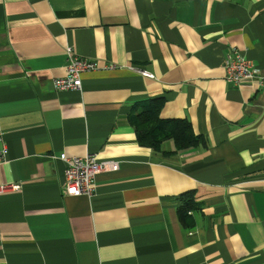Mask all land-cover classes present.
Listing matches in <instances>:
<instances>
[{"label": "crops", "instance_id": "0c3cea01", "mask_svg": "<svg viewBox=\"0 0 264 264\" xmlns=\"http://www.w3.org/2000/svg\"><path fill=\"white\" fill-rule=\"evenodd\" d=\"M69 47L115 67L58 91ZM232 51L264 73V0H0V185H21L0 194V264H264V87L226 79ZM160 97L205 144L139 139ZM62 153L121 168L68 196Z\"/></svg>", "mask_w": 264, "mask_h": 264}, {"label": "built area", "instance_id": "2783aa9c", "mask_svg": "<svg viewBox=\"0 0 264 264\" xmlns=\"http://www.w3.org/2000/svg\"><path fill=\"white\" fill-rule=\"evenodd\" d=\"M67 76L57 78L54 87L58 91H81L83 89L82 76L84 73L100 69H113L114 65L101 66L98 61L88 59L77 54L72 47L67 49ZM145 77L155 78V75L139 70ZM226 79L237 85L245 82H255L264 87V73L239 51L230 52L225 61ZM5 133L0 129V164L6 161L9 147L5 141ZM66 165L65 194L68 196H94L97 190V178L105 171H118L121 163L116 160H101L97 154L83 157H69L65 153L60 155ZM21 188L20 184L0 185V194ZM191 213V212H190Z\"/></svg>", "mask_w": 264, "mask_h": 264}, {"label": "trees", "instance_id": "16d2710c", "mask_svg": "<svg viewBox=\"0 0 264 264\" xmlns=\"http://www.w3.org/2000/svg\"><path fill=\"white\" fill-rule=\"evenodd\" d=\"M165 105L166 99L163 97L151 99L141 112L134 115L138 137L143 143L159 149L165 141L173 140L179 150L195 148L206 143L203 137L194 132L189 121L163 119L161 112ZM182 200L179 208L180 219L183 224L189 225L192 218L190 212L200 209V205L195 201L193 193H186Z\"/></svg>", "mask_w": 264, "mask_h": 264}]
</instances>
